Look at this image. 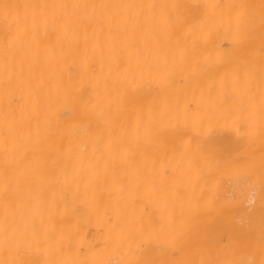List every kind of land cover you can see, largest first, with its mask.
<instances>
[{
	"label": "snow or ice",
	"instance_id": "snow-or-ice-1",
	"mask_svg": "<svg viewBox=\"0 0 264 264\" xmlns=\"http://www.w3.org/2000/svg\"><path fill=\"white\" fill-rule=\"evenodd\" d=\"M0 20V264H264V0L4 2ZM69 61L77 119L18 116ZM82 206L100 260L68 258L56 228Z\"/></svg>",
	"mask_w": 264,
	"mask_h": 264
},
{
	"label": "bare ground",
	"instance_id": "bare-ground-1",
	"mask_svg": "<svg viewBox=\"0 0 264 264\" xmlns=\"http://www.w3.org/2000/svg\"><path fill=\"white\" fill-rule=\"evenodd\" d=\"M4 2L9 3H173L175 0H0V4ZM200 3H215L221 5H259L261 0H197ZM2 24V20H0ZM220 43L227 45L230 41V35L227 22L225 21L224 27L219 30L218 33ZM141 40H153L151 32L145 27L144 32L139 37ZM2 32H0V51H2ZM134 52V49L130 50V54ZM227 52L225 47H209L205 51V56L216 57L223 56ZM71 61L61 67L63 76V82L57 83L53 86L51 94L47 92L42 99L37 101L35 97L29 98L27 95L24 99L20 100L14 107L17 108V115L24 113L25 115L31 114L34 119H51L56 120L60 118L61 114L70 109L73 110V115L65 118L64 122H74L77 119L75 111L73 109L72 98L73 90L78 85V77L74 74V69L71 67ZM186 100H191V95L186 96ZM232 103V101H229ZM3 111L4 100L3 94L0 92V131L3 127ZM228 141L222 142V146H227ZM256 150H259V140L255 145ZM221 195L235 196L233 206L237 211H242L247 205V198L249 193L247 191H241L239 188H231L227 191L221 190ZM260 193L257 192L256 200L259 202ZM2 211V209H0ZM61 211L63 212V205H61ZM47 224V222H45ZM56 228H61L66 232L71 233L70 249L68 242H65V252L68 258L100 260L103 255L100 250L93 249V245L99 241L107 239V232L102 230V217L98 216L94 210L81 207V211L78 213H72L69 209V214L63 219L61 216L56 217Z\"/></svg>",
	"mask_w": 264,
	"mask_h": 264
}]
</instances>
